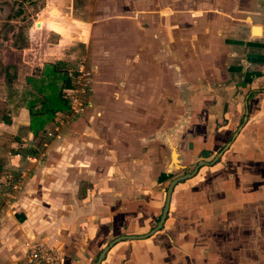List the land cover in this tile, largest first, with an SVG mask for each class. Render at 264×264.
<instances>
[{"label":"crops","instance_id":"0c3cea01","mask_svg":"<svg viewBox=\"0 0 264 264\" xmlns=\"http://www.w3.org/2000/svg\"><path fill=\"white\" fill-rule=\"evenodd\" d=\"M158 4L146 15L156 23L141 28L159 39L146 53L123 28L115 44L85 46L100 79L78 115L60 126L54 117L36 135L24 106L1 115L0 191L15 194L0 193V264H22L26 242L54 248L60 264H94L114 238L148 234L170 180L198 162L173 185L160 227L114 242L98 264H264V3ZM204 11L211 46L196 39L183 50L179 35L166 37L167 20L192 23ZM51 31L49 51L63 40ZM198 32L203 38L205 25ZM192 50L205 62L186 81L183 56ZM139 68L135 80L101 76Z\"/></svg>","mask_w":264,"mask_h":264},{"label":"rangeland","instance_id":"374dc122","mask_svg":"<svg viewBox=\"0 0 264 264\" xmlns=\"http://www.w3.org/2000/svg\"><path fill=\"white\" fill-rule=\"evenodd\" d=\"M158 2L161 0H0V117L11 108L24 106L27 109L26 106L32 100V94L35 93V86L47 80L43 71L49 62L56 60L54 57L62 58L61 60L66 63L65 68L70 74L74 72V66L81 68L80 79L87 88L85 94H89L92 79L99 80L100 76L99 70L94 72V67L98 66L95 59L97 54L86 51L89 47L98 44L97 41H102L104 45L115 44L113 33L115 32L117 35L123 28L124 31H128L127 34L133 39V44H137V48L142 46L141 50H144V53L152 45L156 47V42L159 43V39L148 36V29L143 31L144 33L141 32V28L147 27V20L150 24L156 23L151 17H148L149 15H146L157 10ZM169 7L174 6L169 5ZM174 8H179V6ZM261 12L264 14V5L260 9ZM69 13L70 18L82 20L80 22L73 20L74 18L70 20L67 17ZM172 14H174L173 11ZM194 16L192 23L188 17L181 16L182 20H179L181 24L177 20H167L165 24L166 37H172V33L179 35L176 39L183 50L189 43H194L196 39L200 44L211 46L210 13L204 11L195 13ZM201 25H205L203 38L198 32ZM68 27L71 28L67 30ZM171 28L173 29L169 31ZM51 30L59 31L63 40L54 50L49 51V43L57 41L54 37L49 36ZM147 37L150 38V42ZM121 38H123L122 43H126L124 36ZM169 45L172 48L173 41H170ZM62 49L65 50V53H62ZM183 58L188 61H184L185 65L181 68V74L188 81L189 76L199 73L200 68L204 67L205 55L197 54L192 50L185 52ZM26 65L31 68H27ZM122 70L116 75L101 70V76L102 78L113 77L115 80L116 78L135 80L137 76L142 75L140 73L145 71L144 68L130 73L125 69ZM74 73L78 75V72ZM177 74H180V70H177ZM8 77H11L9 83ZM27 78L31 79L30 82ZM71 79H74V76ZM182 82L184 86L185 81ZM149 86L154 85L150 84ZM65 115L66 113L54 115L57 118L56 125L60 126L65 123L67 118ZM72 117L70 116V119ZM44 138L46 141L49 140L47 135ZM45 140L41 139L37 142L41 144ZM14 192L7 191L5 185L0 191L3 197L6 193L9 195L10 193L15 194ZM1 200L2 198H0V203Z\"/></svg>","mask_w":264,"mask_h":264},{"label":"trees","instance_id":"16d2710c","mask_svg":"<svg viewBox=\"0 0 264 264\" xmlns=\"http://www.w3.org/2000/svg\"><path fill=\"white\" fill-rule=\"evenodd\" d=\"M65 65L62 60L49 62L43 71L47 80L35 86L33 98L26 106L29 115L28 129L33 135H36L45 123L52 121L56 113L69 111L63 89L70 87L71 76ZM27 79L30 82L31 79ZM9 80L11 77H8V82Z\"/></svg>","mask_w":264,"mask_h":264},{"label":"built area","instance_id":"2783aa9c","mask_svg":"<svg viewBox=\"0 0 264 264\" xmlns=\"http://www.w3.org/2000/svg\"><path fill=\"white\" fill-rule=\"evenodd\" d=\"M73 71L78 72V75L72 72L70 76L72 78L74 76V79H71L70 87L63 89L64 97L68 100L69 105L68 114L66 113L65 115L67 117L78 115L87 105L85 100H83L87 88L80 79L82 76L81 68H75L74 66ZM56 126L54 127L55 130L57 129ZM51 134L52 132L46 133L47 136H51ZM25 159L32 160L33 156L25 155ZM12 188H15V185H12ZM22 264H60V258L54 248L37 246L26 242Z\"/></svg>","mask_w":264,"mask_h":264},{"label":"water","instance_id":"95a60500","mask_svg":"<svg viewBox=\"0 0 264 264\" xmlns=\"http://www.w3.org/2000/svg\"><path fill=\"white\" fill-rule=\"evenodd\" d=\"M251 28H252V32H256V30L258 29V26H252ZM254 30H255V31H254ZM203 163H204V162H198V163L196 164V166L194 167V169H193L191 172H189V173H185V174L180 175V176H177V177L173 178L172 180H170V182H169V184L167 185L166 190H165V198H164L163 206H162L161 213H160V216H159V218H158V221L156 222L155 227L152 228V229L148 232V234H150V233H152L153 231L157 230V229L160 227L162 221L164 220L165 215H166V212H167V205H168V201H169V195H170V192H171V189H172L173 185H174L177 181L182 180V179H185V178H188V177H190L191 175H193L194 172L196 171V169L198 168V166L202 165ZM148 234H145V235H135V236H128V235H126V236H119V237L114 238L113 240H111V241H110V242H109V243H108V244H107V245H106V246L100 251V253L98 254V256H97V258H96L94 264H98V263H99V261H100V260L102 259V257H103L104 252H105V251L107 250V248H108L111 244H113L114 242L119 241V240H121V239H126V238H128V239H130V238H142V237L147 236Z\"/></svg>","mask_w":264,"mask_h":264},{"label":"bare ground","instance_id":"6f19581e","mask_svg":"<svg viewBox=\"0 0 264 264\" xmlns=\"http://www.w3.org/2000/svg\"><path fill=\"white\" fill-rule=\"evenodd\" d=\"M259 28L257 29V32H258Z\"/></svg>","mask_w":264,"mask_h":264},{"label":"flooded vegetation","instance_id":"af4514ba","mask_svg":"<svg viewBox=\"0 0 264 264\" xmlns=\"http://www.w3.org/2000/svg\"><path fill=\"white\" fill-rule=\"evenodd\" d=\"M259 28V27H258ZM257 31V30H256ZM259 31V30H258Z\"/></svg>","mask_w":264,"mask_h":264}]
</instances>
